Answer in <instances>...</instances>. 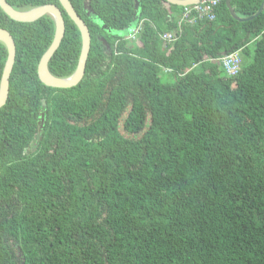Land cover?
Returning a JSON list of instances; mask_svg holds the SVG:
<instances>
[{"label": "trees", "instance_id": "trees-1", "mask_svg": "<svg viewBox=\"0 0 264 264\" xmlns=\"http://www.w3.org/2000/svg\"><path fill=\"white\" fill-rule=\"evenodd\" d=\"M5 1L60 9L48 71L69 78L81 36L58 0ZM68 1L90 34L71 89L38 78L53 19L0 8L16 50L0 109V264H264V10L241 23L219 0L214 21L179 30L183 7L165 0ZM263 1L230 6L247 18ZM236 51L232 78L220 59ZM6 59L0 43V81Z\"/></svg>", "mask_w": 264, "mask_h": 264}, {"label": "water", "instance_id": "water-1", "mask_svg": "<svg viewBox=\"0 0 264 264\" xmlns=\"http://www.w3.org/2000/svg\"><path fill=\"white\" fill-rule=\"evenodd\" d=\"M200 1L201 0H165V2H167L168 4L177 7H187V6L196 5L200 3ZM231 1L232 0H226L225 5L231 17L237 22L243 23V22L252 21L256 19L264 10V1H263L254 15L247 18H238L230 6ZM58 2L60 3L61 8L65 11L68 17L73 21L75 26L78 28L81 36V45H82L77 68L75 72L69 78L66 79L55 78L48 71V63L52 58V56L54 55V53L57 51L65 33L64 19L60 9L54 5H46L29 11L19 12L12 9L5 0H0V8L8 18H10L12 21L17 23L31 24L42 19L45 16H50L53 19L55 26L54 39L49 49L40 60L37 70L38 78L40 82L46 87L54 88V89H71L73 87H76L83 79L85 67H86V61L90 52V34L87 26L76 14L70 2L68 0H58ZM0 43H2L5 46L7 51V59L3 68L2 77L0 81V109H1L5 106L8 99L9 78L15 62L16 50L11 35L7 31L1 29H0ZM43 119H44V115H41L40 124H42Z\"/></svg>", "mask_w": 264, "mask_h": 264}, {"label": "built area", "instance_id": "built-area-1", "mask_svg": "<svg viewBox=\"0 0 264 264\" xmlns=\"http://www.w3.org/2000/svg\"><path fill=\"white\" fill-rule=\"evenodd\" d=\"M219 3V0H201L200 3L196 5L183 7L178 23V29L181 30L184 25H193L197 21H214L215 9ZM134 35H136V31H133L128 38L133 40ZM159 37L164 44H171L177 39L172 33H163ZM241 59V51H236L235 53L224 56L220 59L223 71L228 77L233 78L238 75L241 66ZM191 69L192 68H185L183 73H189ZM165 72L171 73L170 70H165Z\"/></svg>", "mask_w": 264, "mask_h": 264}, {"label": "rangeland", "instance_id": "rangeland-1", "mask_svg": "<svg viewBox=\"0 0 264 264\" xmlns=\"http://www.w3.org/2000/svg\"><path fill=\"white\" fill-rule=\"evenodd\" d=\"M94 23H96L97 25L100 26V28H102L104 31H106L108 34H112V35H124L125 33H127L126 31H112L110 29H107L98 19L96 18H93L92 19ZM262 48V39L259 38L257 40H254L253 43L250 45V50L251 51H255V52H258L260 49ZM170 75V74H169ZM165 79L169 80L170 83H173V80H171L172 78L169 76V77H165Z\"/></svg>", "mask_w": 264, "mask_h": 264}, {"label": "crops", "instance_id": "crops-1", "mask_svg": "<svg viewBox=\"0 0 264 264\" xmlns=\"http://www.w3.org/2000/svg\"><path fill=\"white\" fill-rule=\"evenodd\" d=\"M262 45H263V44H262ZM261 49H262V48H261ZM261 49H260V50H261ZM260 50H259V51H260Z\"/></svg>", "mask_w": 264, "mask_h": 264}]
</instances>
